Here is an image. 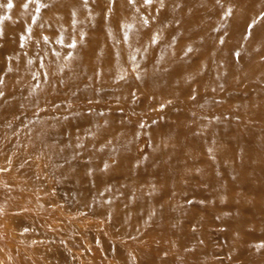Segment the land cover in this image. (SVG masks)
I'll return each instance as SVG.
<instances>
[{"label": "bare ground", "instance_id": "1", "mask_svg": "<svg viewBox=\"0 0 264 264\" xmlns=\"http://www.w3.org/2000/svg\"><path fill=\"white\" fill-rule=\"evenodd\" d=\"M94 1L0 0V144L13 137L40 185L5 188L18 194L0 219L17 234L5 263L264 264V62L246 60L264 51V0H236L209 32L221 42L195 40L206 61L143 31L183 20L173 6L188 0H115L114 14Z\"/></svg>", "mask_w": 264, "mask_h": 264}, {"label": "rangeland", "instance_id": "2", "mask_svg": "<svg viewBox=\"0 0 264 264\" xmlns=\"http://www.w3.org/2000/svg\"><path fill=\"white\" fill-rule=\"evenodd\" d=\"M93 2H95L94 0H91ZM98 2H100L102 4V10L103 13H107V14H114V1L115 0H97ZM138 4L140 3V0H137ZM158 1H162V0H143V4L144 5H157ZM247 2H255V0H246L245 3ZM179 7L181 6L182 8L184 7V10L186 12V15L184 16V20L185 22H187L189 24V26H187L185 29H179L177 28V26H180V24L182 23V18H179L178 20H174L172 17L171 18H167L164 17L160 23H156L153 22L150 18L149 20H147L145 27L143 28V31L149 32L148 35H153L154 33H156V35L158 37H162L165 39H169L168 36H172L173 39L171 40L172 46L176 47V46H180L188 51H191L193 53L198 52V59H203V61L208 60L209 58V54L207 52L208 48H203V52H202V47L200 46V43L203 44L204 40L210 39V41L205 42L207 45H214L217 44L218 42L222 41V38L220 36V34L218 33L217 35H213L211 36L210 30H219V32H221V34L225 33L224 30H226L227 28L225 26L227 25H223L221 23V19L223 17L228 16V18L234 19L237 18V12L235 11V5H236V0H188L186 3H177L174 4V7ZM232 6V10H234L233 12L230 11V7ZM151 8V6H150ZM172 8V9H173ZM35 11L36 12H40L41 10V6L37 5L35 6ZM33 9V10H34ZM162 13H169V9L167 8H161ZM22 13H20L21 15ZM147 13L145 11L141 12V15L146 17ZM22 16V15H21ZM13 18L18 21V17L17 16H13ZM27 20V18H24ZM24 19H21V23L25 24L27 28L29 27H33L32 22L30 21L31 25L29 24V20L26 21ZM222 24V25H221ZM207 25V28H205L204 26ZM177 28V30L175 32H172L174 28ZM79 32H83V34L89 33L88 30H85L83 28H79L78 29ZM237 38L240 39V41L242 43H251L254 41V37H252L251 35L247 34L246 32L244 34H239V35H235ZM212 37V38H210ZM22 38V37H21ZM20 38V39H21ZM23 39V38H22ZM199 39L200 43L197 45L195 43V40ZM22 41V40H20ZM209 52H211L209 50ZM231 57L238 62L236 67H235V75L238 79V76H250L254 71L252 70V68L247 67L246 65H243V63H240L241 60V56L238 52H231ZM247 62L249 63H254L257 62L258 60L261 62H264V51H258L254 56H249L247 59ZM253 82L259 84V86L261 87L262 91L261 93L264 94V83L260 82V81H256L254 80ZM250 88L252 89H256L255 86H251ZM256 106V104L254 105ZM13 137L5 139L7 140L6 143L2 142L0 145V147L3 150L2 156H0V161L3 164H5V167H1L0 168V219L4 218L5 216H8V209H9V205L13 204L14 201L13 199H17L18 197H14L17 196L18 194H16L14 191H10V190H6L7 188H9L10 185H19L22 187H26L29 190H35L37 191L38 189H40V185L39 186H34V184H32L29 179L25 176V169L24 167L27 165L26 161L27 158L25 157L27 155V152H25L24 150H17V146L15 145V141H9L12 140ZM4 140V141H5ZM27 150H29V145H26ZM32 151V148H31ZM15 153H24L23 158L20 157L19 159H16L14 157ZM4 154V155H3ZM43 168L44 167H48V164L46 161H44V164H42ZM54 179L52 178L50 181L47 180L43 183L44 186H48L50 184H53L54 186ZM31 184V185H30ZM5 185L7 187H5ZM33 185V186H32ZM6 188V189H5ZM12 199L11 201L7 200ZM11 202V204H10ZM63 203H65L64 200H62ZM8 203V204H7ZM65 205V204H64ZM66 206V205H65ZM70 207V209H69ZM2 209V210H1ZM67 209V210H66ZM66 214H72L75 213V207L70 205V206H66ZM79 213V211L77 212ZM26 218H28L26 216ZM128 222H133V223H137V221L135 219L133 220H129ZM8 223V224H7ZM7 225L9 226V228H7ZM5 229V230H4ZM195 229V228H193ZM12 226H10L9 222L7 221L5 223L2 222L0 220V236L3 238L1 239L0 237V246L2 248L3 251H1V255L2 257H0V264H6L5 262L11 263L12 262V258L14 256H12V254L9 251V248L11 246V241H15L16 242V238L15 236V232L12 231ZM25 232V230H20L18 231L19 234H23ZM13 233V234H12ZM17 235V234H16ZM17 243V242H16ZM86 243V240H80L79 243L74 244L73 248L75 249H79L82 252V249L84 247ZM90 245H91V249H96V251L100 252L101 249L103 248L102 245L100 244H96V243H92L91 241H89ZM18 244V243H17ZM21 243H19V246L21 247ZM196 245V244H194ZM66 248L69 246L64 245ZM8 247V249H6ZM6 252H8V256L6 255ZM4 253V254H2ZM90 255V257L93 258V255L90 253H85L82 252V255ZM4 256V257H3ZM4 259V261H3ZM104 258L100 256V262H95L94 260L92 261L93 264H105V262H103ZM107 260L109 261V263H111L112 261H114V258H107ZM90 259H87L86 262H90ZM111 261V262H110ZM2 262V263H1ZM16 264H21L22 261L17 259Z\"/></svg>", "mask_w": 264, "mask_h": 264}, {"label": "snow or ice", "instance_id": "3", "mask_svg": "<svg viewBox=\"0 0 264 264\" xmlns=\"http://www.w3.org/2000/svg\"><path fill=\"white\" fill-rule=\"evenodd\" d=\"M13 5L11 4V3H9L8 5H7V7H9V8H11Z\"/></svg>", "mask_w": 264, "mask_h": 264}]
</instances>
